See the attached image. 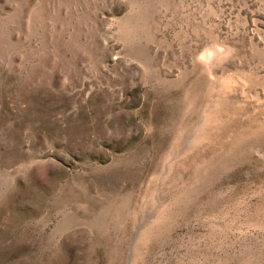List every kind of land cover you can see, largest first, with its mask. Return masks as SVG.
<instances>
[{
	"label": "rangeland",
	"instance_id": "obj_1",
	"mask_svg": "<svg viewBox=\"0 0 264 264\" xmlns=\"http://www.w3.org/2000/svg\"><path fill=\"white\" fill-rule=\"evenodd\" d=\"M0 264H264V0H0Z\"/></svg>",
	"mask_w": 264,
	"mask_h": 264
},
{
	"label": "clouds",
	"instance_id": "obj_2",
	"mask_svg": "<svg viewBox=\"0 0 264 264\" xmlns=\"http://www.w3.org/2000/svg\"><path fill=\"white\" fill-rule=\"evenodd\" d=\"M227 53L221 45L206 46L196 56V62L204 69L211 70Z\"/></svg>",
	"mask_w": 264,
	"mask_h": 264
}]
</instances>
